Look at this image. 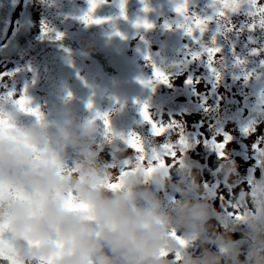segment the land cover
I'll list each match as a JSON object with an SVG mask.
<instances>
[{
    "label": "rangeland",
    "instance_id": "1",
    "mask_svg": "<svg viewBox=\"0 0 264 264\" xmlns=\"http://www.w3.org/2000/svg\"><path fill=\"white\" fill-rule=\"evenodd\" d=\"M42 1L46 3L45 11L79 24L86 15L115 16L122 3L126 5L138 0H106L95 12L89 9V0H59L56 4L54 0H36ZM204 4L190 8V14L203 18ZM253 8L247 0H241L237 13L229 12L223 23H210L208 27H214L216 31L207 33V40L211 41L208 43L201 41L205 37H201L199 43L189 38L183 29L177 27L186 23L185 19L175 15L159 18L154 29L142 31L129 42L126 54L129 59L139 62L151 86H147L141 103L131 107L119 104L112 113L114 124L121 127L123 122L128 131L124 139L121 136L120 144L114 142L103 146L91 157L86 154L71 157L65 171L60 170L62 177L71 178L87 171L96 177L102 188L116 191L122 187L124 178L131 174L136 176V173H143L146 183L157 175L158 182L162 183L170 173L199 176L203 190L196 194V198L212 203L219 212L231 217L239 227L224 221L217 227L220 231L233 229L235 238L241 239L249 201L264 199L258 160H255L259 155L264 158V124L255 120L264 113V28L259 26L264 14L252 15ZM236 18L244 21L242 24L248 31L239 30ZM166 23L172 25V30L164 27ZM253 24L257 25L254 31L250 30ZM214 39L216 45L212 47L221 49L212 65L221 76L219 81L208 65L209 56L205 52L206 48H212L209 45ZM250 49L255 50L253 54H249ZM191 53H201V59L193 61ZM149 54L151 61L145 59ZM62 61V71H71L72 64L68 59ZM159 63L163 66L158 68L171 78V87L156 80L155 68ZM189 77L199 83L185 86ZM81 89L84 95L93 86L82 82ZM175 93L178 95L174 96ZM79 100L81 106L76 108L80 111L77 118L83 120L88 116L85 113L89 110L86 106L88 98ZM186 101H190L193 109L177 110L178 105ZM145 105L149 106L151 123L142 115ZM225 112L230 115L227 120L222 116ZM157 128L165 131L157 134ZM224 134L233 139L227 148L218 149L212 139L222 141ZM218 152L224 153L223 158ZM32 160L35 157L25 163L31 164ZM45 166L42 162L36 164L35 174L38 175L39 169ZM65 198L79 199V194L69 188L54 199L56 208L66 206ZM48 204L45 195L39 200L25 198L17 201L12 198L7 207L15 208L16 214H24L28 210L49 208ZM170 236L173 244L158 252L155 264H184L186 254L199 255L203 251L199 239H190L175 230ZM212 251L219 252L214 247ZM220 254L225 255L223 251ZM0 264L9 263L0 260ZM27 264L46 263L31 260Z\"/></svg>",
    "mask_w": 264,
    "mask_h": 264
},
{
    "label": "clouds",
    "instance_id": "2",
    "mask_svg": "<svg viewBox=\"0 0 264 264\" xmlns=\"http://www.w3.org/2000/svg\"><path fill=\"white\" fill-rule=\"evenodd\" d=\"M99 131L90 120H78L67 112L56 116L48 113L30 123L0 130V195L17 201L39 200L46 195L49 211L55 216L54 199L69 188L75 189L92 205L97 220L91 226L106 234L104 247L119 258L118 264H155L158 252L173 244L170 234L174 230L202 242L203 251L199 255L186 254L184 264H264V199L249 201L244 232L237 239L233 229L220 231L217 225L221 221L239 225L212 203L196 198L203 190L199 176L170 173L162 183L158 182V175L148 183L142 176H133L116 191L102 188L87 171L71 178L62 177L58 162L69 151L89 146ZM32 157L35 160L31 164L25 163ZM41 162L46 166L37 175L35 165ZM0 212L13 218L11 224L0 229L9 233L8 241L25 254L32 251L25 242L28 221L17 217L15 208L7 204ZM68 227L70 231H84L75 221ZM42 231L51 228L48 224L36 226L32 238ZM98 247L92 244L93 250ZM213 247L219 252L212 251Z\"/></svg>",
    "mask_w": 264,
    "mask_h": 264
},
{
    "label": "flooded vegetation",
    "instance_id": "3",
    "mask_svg": "<svg viewBox=\"0 0 264 264\" xmlns=\"http://www.w3.org/2000/svg\"><path fill=\"white\" fill-rule=\"evenodd\" d=\"M54 1L53 3L56 4L59 0ZM205 3L206 5H203L205 9L202 8L203 18L213 17L211 23H223L224 18L216 15V12L223 10V8L220 5L212 7L213 0H207ZM45 5L46 3H43V1L22 0L13 16L7 40L0 46V126L13 129L20 123L27 124L33 119L46 117L48 113L56 116L61 112H67L70 116L78 119L80 111L76 108L81 106L79 99L82 97L88 98L86 106H89V104L93 106L85 113L88 114L86 119L90 120L94 125L93 120L97 112L96 101L101 89V81L96 66L82 56L65 51L63 47L56 45V42L50 39V36L54 38L53 35L58 33L63 36H70L89 24L84 22L76 24L73 20L65 21V19L59 18L58 15L45 11ZM255 11L256 9L253 8V13ZM97 15H92V18L107 20L114 17L102 15L101 13ZM172 15L178 17L177 14ZM236 20H238V24L241 21V19L237 18ZM45 26L50 31L45 32ZM215 31L216 28L208 27V30L203 34L197 32L196 40L205 37L201 39L203 43L211 42L207 40L209 38L207 33ZM249 33L251 32L249 31ZM212 46L213 43L209 45V47ZM254 49L258 51L257 47ZM65 58L72 64L71 71L67 73L62 71L64 67L62 60ZM66 76L69 78L66 79ZM82 82L93 86V89L88 94H82ZM22 100H27V103L21 104ZM139 103H141V98L137 104ZM178 107L181 109H193L190 101L182 102ZM112 113L106 120L108 136L105 138L102 147L110 143L113 144L114 138L121 140V136L124 139L126 135V124L123 122H121V132L114 133L115 127L118 126L114 124ZM78 120H81V118ZM97 150L98 148L93 146L84 148L81 151H73L63 157L58 162V166L60 170L63 169L65 171V167H67L71 157L76 155L84 156L85 154L91 157V154ZM8 200L9 198L7 197L0 201V209H4ZM64 200L66 206L56 208L57 211L92 206L86 203L80 195L79 199L65 198ZM49 212V208L33 209L28 210L24 214H16V216L23 217L32 213L46 214ZM11 218L7 217L6 213L0 212V221Z\"/></svg>",
    "mask_w": 264,
    "mask_h": 264
},
{
    "label": "water",
    "instance_id": "4",
    "mask_svg": "<svg viewBox=\"0 0 264 264\" xmlns=\"http://www.w3.org/2000/svg\"><path fill=\"white\" fill-rule=\"evenodd\" d=\"M204 1L190 0V6ZM19 2L20 0H0V44L6 38L11 17ZM177 3L179 0H147V3L138 0L126 6V11L120 10L113 20L87 26L70 38L59 39L60 44L69 51L93 60L98 65L102 77L103 86L97 99L95 117V126L100 131L89 146L100 145L106 137L104 117L109 115L117 102L133 103L146 91L145 84L141 83L146 80L140 68L136 63H126L124 59L125 43L145 30L135 27L136 23L147 20L154 24L160 16L175 12ZM145 7L151 8L152 11L146 13ZM254 51L250 49L249 54H253ZM222 116L227 120L230 115L225 112ZM3 129L5 127L0 126V130ZM3 197L4 195H0V199ZM25 219L28 221L25 242L32 249L27 254L8 241V232L0 230V257L13 264H24L26 260L32 258L52 264H118L119 258L112 255L110 249L104 247L107 243L106 234L90 229L97 220L92 208L56 213L55 216L31 215ZM72 221L82 225L84 231L82 233L70 231L68 225ZM11 223L12 220L1 223L0 229L5 224ZM42 224H48L51 231H42L38 237L32 238L34 228ZM93 243L100 247L93 250Z\"/></svg>",
    "mask_w": 264,
    "mask_h": 264
},
{
    "label": "snow or ice",
    "instance_id": "5",
    "mask_svg": "<svg viewBox=\"0 0 264 264\" xmlns=\"http://www.w3.org/2000/svg\"><path fill=\"white\" fill-rule=\"evenodd\" d=\"M106 0H89V3L91 4V11L95 12V10L102 4L105 3ZM142 2L147 3V0H142ZM248 3L254 6L256 11L254 13H251L252 15H259V14H264V0H247ZM240 3L241 0H213L212 7H215L216 5H222L223 10H218L216 12V15L222 18H226L229 12L232 13H237L240 8ZM121 10L122 12L126 11L125 4H121ZM144 11L151 12L152 9L149 7H145ZM175 12L177 13L178 16L183 17L186 21V23L183 24H178L177 27L180 29H183L185 34L194 40H196V33L199 32L201 34L205 33L208 30V25L213 21V17H207V18H202L199 15L195 14H190L191 9H190V0H179V3L176 4L175 7ZM127 17L125 16V19ZM84 23L86 24H101L104 23L105 21L103 20H96L93 19L91 15H86L83 18H81ZM260 27L264 28V20H261L260 22ZM137 28H143L145 30H152L154 29L155 25H153L151 22L147 20L143 21H138L135 25ZM164 27L168 30H172V25L170 24H165ZM257 25L253 24L250 26V30H255ZM234 30V29H230ZM45 32L50 31L46 26L44 29ZM117 35H121L120 33H117ZM57 39H63L62 34H57ZM196 43H199V40H196ZM216 41L215 39L213 40V44H215ZM205 52L209 56L208 60V65L212 70V73L216 76L217 80L219 81L221 79L220 74L217 72V70L212 67V65L215 63L217 54L221 52V49L219 47H212V48H206ZM192 55V60L197 61L201 59V53H191ZM146 60L151 61L152 57L151 55H146L145 56ZM153 67L155 68V65L153 64ZM155 77L156 80L164 85H167L169 87L172 86L171 84V78L163 73L159 68H155ZM141 83H144L145 86H151L150 82L146 81H141ZM199 81L193 80L191 77H189L186 80V84L189 86L196 85L198 84ZM155 91V89H153ZM27 103V100H22L21 104ZM93 107L91 104H89V108ZM149 106L145 105L142 110V115L144 116L145 120L151 121V117L149 115L148 111ZM38 114V113H37ZM105 120H107V117H104ZM165 131L164 129L157 128V134L160 132ZM233 137L230 135L224 134V138L222 141H218L216 138H213V143L218 149H225L228 147V144L232 141ZM256 148L259 147V145L255 146ZM218 155L220 158H223L224 153L223 152H218Z\"/></svg>",
    "mask_w": 264,
    "mask_h": 264
},
{
    "label": "trees",
    "instance_id": "6",
    "mask_svg": "<svg viewBox=\"0 0 264 264\" xmlns=\"http://www.w3.org/2000/svg\"><path fill=\"white\" fill-rule=\"evenodd\" d=\"M258 120L263 122L264 124V113H262L259 117H258ZM255 160H258V167H259V172H260V181H261V185L260 187L264 190V158H263V155H259L255 158ZM137 176H142L143 179H144V182L146 183V179H145V175L143 176V173H138ZM258 194V193H257ZM257 194L255 193V195L257 196ZM257 202H259L261 199L260 198H257L256 199Z\"/></svg>",
    "mask_w": 264,
    "mask_h": 264
}]
</instances>
